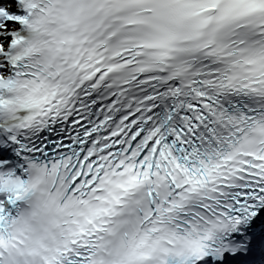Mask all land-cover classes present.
I'll list each match as a JSON object with an SVG mask.
<instances>
[{"label":"snow or ice","instance_id":"1","mask_svg":"<svg viewBox=\"0 0 264 264\" xmlns=\"http://www.w3.org/2000/svg\"><path fill=\"white\" fill-rule=\"evenodd\" d=\"M0 264H264V0H0Z\"/></svg>","mask_w":264,"mask_h":264}]
</instances>
